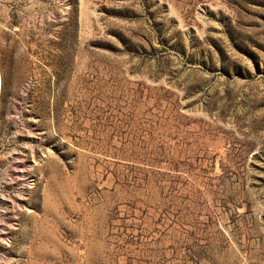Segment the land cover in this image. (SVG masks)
I'll return each instance as SVG.
<instances>
[{
  "label": "rangeland",
  "instance_id": "obj_1",
  "mask_svg": "<svg viewBox=\"0 0 264 264\" xmlns=\"http://www.w3.org/2000/svg\"><path fill=\"white\" fill-rule=\"evenodd\" d=\"M0 264H264V0H0Z\"/></svg>",
  "mask_w": 264,
  "mask_h": 264
}]
</instances>
